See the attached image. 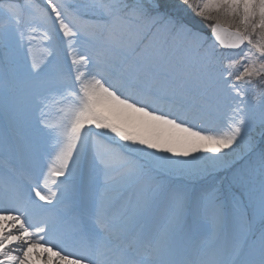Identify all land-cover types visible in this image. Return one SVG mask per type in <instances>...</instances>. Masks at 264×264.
Here are the masks:
<instances>
[{
    "label": "snow or ice",
    "instance_id": "6c2138e0",
    "mask_svg": "<svg viewBox=\"0 0 264 264\" xmlns=\"http://www.w3.org/2000/svg\"><path fill=\"white\" fill-rule=\"evenodd\" d=\"M0 49V264H264V0H0Z\"/></svg>",
    "mask_w": 264,
    "mask_h": 264
},
{
    "label": "rangeland",
    "instance_id": "374dc122",
    "mask_svg": "<svg viewBox=\"0 0 264 264\" xmlns=\"http://www.w3.org/2000/svg\"><path fill=\"white\" fill-rule=\"evenodd\" d=\"M25 3H31L32 0H24ZM83 4L85 5L86 9L90 8L91 5H99L104 2V0H82ZM163 3H167L168 0H162ZM9 55L12 57V63L9 62V59L5 55V50L0 49V72H5V71H22V67L19 64V58L16 56L14 52H10ZM45 55V47H42L40 45H37L33 49L32 56L39 62L44 58ZM264 92V87L257 86L256 93L253 95H250L249 102L252 103L253 99L255 101H259L260 98V93ZM259 117V112H257V119ZM53 122L55 123L60 119V117L56 114L53 113L52 116ZM259 139V137H257ZM236 160L238 163L236 164L235 172L239 174L238 180L242 181L245 176V161L242 160L240 157H237ZM236 187H240V183L238 182L236 184Z\"/></svg>",
    "mask_w": 264,
    "mask_h": 264
}]
</instances>
